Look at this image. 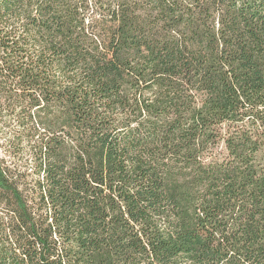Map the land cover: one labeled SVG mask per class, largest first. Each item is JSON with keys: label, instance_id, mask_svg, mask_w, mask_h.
Listing matches in <instances>:
<instances>
[{"label": "trees", "instance_id": "1", "mask_svg": "<svg viewBox=\"0 0 264 264\" xmlns=\"http://www.w3.org/2000/svg\"><path fill=\"white\" fill-rule=\"evenodd\" d=\"M0 264H264V0H0Z\"/></svg>", "mask_w": 264, "mask_h": 264}]
</instances>
